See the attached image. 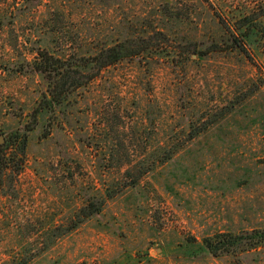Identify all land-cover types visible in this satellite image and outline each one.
Listing matches in <instances>:
<instances>
[{"label": "rangeland", "instance_id": "rangeland-1", "mask_svg": "<svg viewBox=\"0 0 264 264\" xmlns=\"http://www.w3.org/2000/svg\"><path fill=\"white\" fill-rule=\"evenodd\" d=\"M1 2L0 264H233L203 239L264 229V0ZM125 42L139 54L44 108L35 49L84 64Z\"/></svg>", "mask_w": 264, "mask_h": 264}, {"label": "trees", "instance_id": "trees-1", "mask_svg": "<svg viewBox=\"0 0 264 264\" xmlns=\"http://www.w3.org/2000/svg\"><path fill=\"white\" fill-rule=\"evenodd\" d=\"M0 0V3H2ZM37 1V0H34ZM40 1V0H38ZM27 2V1H26ZM36 5H38L36 3ZM2 26V24H0ZM251 34H245L244 38ZM237 37H235L236 39ZM236 45L243 48L238 39H236ZM244 42V40L242 41ZM127 42L120 43L113 47L100 50L96 56L92 57L89 62L84 64H73L72 60L62 59L52 55L50 52L41 49H35L34 52L38 57L28 65L30 69L39 74L44 81L48 83L47 94L45 96V107L56 112L59 105L62 103L63 98L69 94L77 92L81 88L90 84L96 77L95 73L91 75L84 74L85 68L92 67L97 73L103 69L115 65L116 63L125 59V57L139 54L140 50H134L126 46ZM214 49L208 48L204 53L194 51V54L205 55L212 52ZM201 132V131H200ZM199 132V134H200ZM194 133V135H199ZM10 143H6L0 146V178L2 179L11 169L9 160L11 158L12 149ZM21 163V159L18 161ZM20 163L19 166H20ZM20 170V169H18ZM136 187V183L133 185ZM103 201L93 196L87 204L76 215L77 219L92 218L99 215L102 211ZM81 225L80 221L72 222L69 226H58L54 232H58L55 235L57 238L65 236L67 233L76 230ZM203 247L206 253L213 257L232 256L234 257L233 264H246V259L258 253L257 251L264 246V229L255 230H242L236 231H221L213 235L207 236L203 239ZM29 258H24L18 261L17 264H28Z\"/></svg>", "mask_w": 264, "mask_h": 264}, {"label": "water", "instance_id": "water-1", "mask_svg": "<svg viewBox=\"0 0 264 264\" xmlns=\"http://www.w3.org/2000/svg\"><path fill=\"white\" fill-rule=\"evenodd\" d=\"M5 143H6V138L3 135H1L0 136V146L4 145Z\"/></svg>", "mask_w": 264, "mask_h": 264}]
</instances>
